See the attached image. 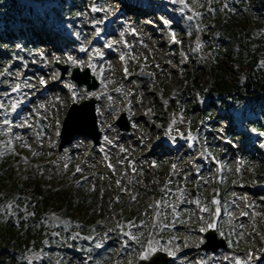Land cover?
Instances as JSON below:
<instances>
[{
  "label": "rangeland",
  "instance_id": "obj_1",
  "mask_svg": "<svg viewBox=\"0 0 264 264\" xmlns=\"http://www.w3.org/2000/svg\"><path fill=\"white\" fill-rule=\"evenodd\" d=\"M158 1L147 7L153 8L154 5L155 13L170 19L171 26L167 31H171L170 36L176 43L174 46L167 45L166 29L159 26L155 14L149 10L146 13H151L148 18L154 28L151 33L146 34L153 41L142 43L141 39L145 37V33L138 29L136 35L128 39L130 50L126 51L114 45L110 55L102 53L103 42L111 45L116 43V35L113 32L117 26L120 25L118 28L122 31L134 32V29H128L131 26L129 11L133 8V4H128V0H78L73 5L69 0L67 10L60 14L59 20L52 16L48 17L54 25L62 29L63 36L53 33L52 28H47L40 21H34L31 23L32 32L24 34L25 40L33 47L31 51L23 48L16 40H10L13 42L11 50H5L7 58L0 61V130L1 134H4V137L0 138V154L3 152L9 155V163L13 166L20 184L22 182L26 184L28 178L35 179L44 192L65 188L75 199H79L82 183L89 181V188L95 189L97 193L93 206L94 217L98 218L97 221L104 228L99 230L92 226L95 242L91 239L90 242L93 243L86 251L69 252L64 256L53 242L48 241L47 246L51 247L48 248V253L41 250L34 260L35 263L25 258L27 262L25 260L26 263L22 264H38L40 260L42 261V253L43 255L46 253L43 258L47 261L43 264H137L139 259L146 258L156 250H162L172 256L170 264H263L264 202L259 200H264V135L247 126L238 111H232L230 115L232 109L223 107L218 98L205 97L196 89L189 95L183 92L187 83L186 74L191 65L198 69L204 67L207 59L211 57L207 44L221 42L219 36L213 32L216 10L220 12L234 0ZM161 7L163 8L160 9ZM34 9L37 10L36 7ZM239 10L242 12L243 8ZM37 11L41 12L40 9ZM118 13L117 18H114ZM62 24H66L67 30L62 28ZM107 24L113 25L111 31L104 30ZM169 49L170 58L164 56ZM79 54H82L81 58ZM118 54L126 55L122 66L115 61ZM56 62L69 65L64 75ZM35 65L45 68V71L48 70L47 74H54L56 79H47L48 76L46 79L41 78L40 71L35 69ZM74 66L81 69L89 67L100 82V92H108V100L103 98L107 101L98 105L100 111L108 116L107 120L99 117L98 121L102 131L101 147L106 148L99 153L95 149L92 150V143L83 135H78L72 145H67L60 151L55 150L59 140L54 134L61 130L63 117L71 102H80L90 97L70 77ZM161 67L164 68L163 71ZM122 70L129 73L130 80H125ZM143 74L148 76L142 80L144 87L139 88V78ZM28 78L32 84L34 79L39 84L33 90H27V95L23 97L20 95L21 88L31 84L27 81ZM53 82H58L54 85L56 90H48L39 95L43 86L48 87ZM58 84H67L69 88L74 87V90L69 95L70 90H65L66 93L61 92ZM26 88L31 89L32 86ZM37 95L39 96L36 98ZM73 95L76 96L74 100H69ZM181 97L185 99L188 97L190 103L195 104L194 117H197L207 105L216 112L211 122L214 126L213 136L217 138L215 144H219L221 153L225 156L224 161L229 163L224 174V187L229 188L226 192L227 200L224 202V217L225 227L231 228L230 236H233L234 242L228 240L227 249H219L215 254L203 251L199 257L193 254L195 246L200 245L199 229L214 225L216 211L214 208L208 210L207 205L196 198L197 193L194 200L204 207L205 213L210 211L209 217L202 215V222H199L197 217L196 220L189 219L183 222L181 221L183 216L178 215L177 206H170L167 214L180 219L173 222V218H167L169 220L167 229L173 230L175 235L161 236L157 234L158 231L154 232L155 230L151 228L155 225L158 229L162 223H167L166 218L160 219L158 216L160 204L155 191L162 192L165 188L162 184L168 179L156 174L159 168L165 171V175L170 177L173 184L177 183L175 179L177 176L192 175L196 179L199 178L204 182L206 192L212 190V185L220 178L223 170L215 156L211 155L209 158L205 156L200 147V139L194 136L187 137L185 134L180 135L187 138L176 137L174 135L177 134L170 133L174 128V114L169 109V103ZM28 99H32V103L22 108V104ZM8 103L13 106L11 110L7 108ZM15 105L17 108L13 110ZM122 112L126 113L131 125L130 130L124 134L125 138L119 134L116 122V118ZM17 114L19 119L25 120L22 123L32 127V131L21 132L19 127L23 128L24 125L11 123L18 119ZM37 114L43 119L44 127L37 124ZM251 117L256 118L253 115ZM14 125L18 129H14ZM178 126L187 134L188 117L181 119ZM175 130L176 128L173 132ZM229 131L235 134L234 142L228 140ZM139 139L145 140V146H140ZM246 139L251 142L245 143ZM161 141L168 142L167 146ZM154 143L157 144L154 146ZM50 145L54 149L48 148ZM241 147L247 148L242 151L239 149ZM147 148L153 151L150 155L146 153ZM158 148L167 149V154L159 157L154 152ZM243 156L249 157L247 160L249 164L245 168ZM201 159H206L207 163L203 164L200 162ZM205 165L210 166L209 172L200 175V167ZM139 168H144L148 175L140 172ZM238 168L239 177L234 178ZM167 184L171 185L168 182ZM249 187L258 189L257 194ZM6 190L8 191V188L4 187L3 192ZM106 192L108 197L105 195ZM174 192L179 202L182 200L185 202L192 197L188 194L187 187H180ZM15 204L13 203V206ZM103 204L109 210L103 217H99L98 208ZM124 205L128 210L132 208L129 215L133 217L134 209H138L139 216L149 210L151 219L148 223L151 224L149 226L142 224V217L139 223L132 218L128 220V224H123L120 218L126 209ZM10 206L12 205L0 207L2 224L15 216L17 207L11 212ZM214 206L216 208V203ZM162 215L161 213V218ZM148 237L151 247L146 245ZM107 244H111L110 248H106ZM66 245L65 247L70 250V244ZM7 249L12 253V246Z\"/></svg>",
  "mask_w": 264,
  "mask_h": 264
},
{
  "label": "trees",
  "instance_id": "obj_2",
  "mask_svg": "<svg viewBox=\"0 0 264 264\" xmlns=\"http://www.w3.org/2000/svg\"><path fill=\"white\" fill-rule=\"evenodd\" d=\"M72 1L76 2V0ZM66 5L65 0H0V47L11 49L12 44L9 42L11 38H17L24 47H28V42L24 40L23 36L28 30L32 32L30 23L33 20L32 17L34 18L36 15L34 8L39 7L46 15L59 18L58 9L65 11ZM225 7L220 12L216 10L214 16L213 32L219 36L221 42L214 45L207 44L211 51V57L207 59L204 67L200 69L195 65L191 67L186 74L187 83L183 92L189 95L192 90L196 89L205 97L218 98L223 107L240 110L245 124L264 135V0H234L233 3ZM239 8H243V11L240 12ZM25 11H28L30 15H25ZM18 21L24 22L25 26H11ZM4 58L5 54L0 52V61H3ZM205 77L207 78L205 79ZM181 98L170 103V110L174 114L173 126L176 128L175 132L172 128L170 133L177 134L174 135L176 137L182 136L180 134L197 137L201 140V149L206 155L212 153L222 161V176L214 182L211 193L214 195L215 188L220 187L221 193L216 197H219L223 202L226 196L224 174H226L229 163L224 161L225 156L222 155L218 145L215 144L213 135L208 130L215 111L210 109L209 105L197 117H194L195 104H191L188 97L187 99ZM252 115L256 118L251 117ZM184 117H188L187 134L184 129L181 130L178 126ZM198 120L201 125L198 124ZM228 136L232 139L234 137L231 132L228 133ZM0 137L2 138L3 135L0 134ZM9 161L8 154L0 156V207L16 201L18 204L15 211L17 223H12V218L4 224L0 222V264H22L27 260L35 263V258L44 247L46 234L52 235L55 232L63 234L67 241L71 235L73 236H71L73 252H78L77 248L86 251L89 247L88 239L91 236L90 227L92 224L102 229L100 222L97 221L98 218L94 217L93 206L96 203L97 193L95 189L89 188L90 182L86 181L81 185L79 199H75L73 194L65 188L44 192L40 183L35 179L28 178L26 184L25 182L20 184ZM246 165L247 163H244L243 168ZM139 169L140 172L148 175L144 168ZM204 172V167H201L200 173ZM161 174H165V171ZM235 177H239L238 173H235ZM178 181H182L185 186L195 187L201 200L208 203L205 196L206 188L200 180L193 177L186 178V176L184 179L177 177V183L171 185L161 197L160 212L162 208L165 209L162 218L159 213L160 219L173 218L172 215L167 214V206L175 203V194L172 189L178 186ZM4 187L8 188V191H1ZM105 195L108 197V192ZM125 208L124 214L120 218L123 224H128V220H132V218L139 223L142 217L141 223L148 225L145 213L139 216L138 209H134L133 217L129 215L132 208L129 210L127 207ZM98 209H100L99 215H97L99 217H103L104 213L109 210L104 204ZM224 209V206H220V215L216 220L219 227L225 221L222 215ZM187 210H184L182 214L194 218L195 215L192 214L190 208ZM116 211L117 207H115ZM173 220H177V218H173ZM168 224L169 222L162 223L158 229L155 226L154 232L158 231L157 234L161 236H174V232L167 229ZM54 238L57 237L54 236ZM11 244L19 253L9 252L7 248ZM146 245L151 247L150 237H148ZM110 246L111 244H107L106 248H110ZM62 252L64 256L68 255V251L65 249ZM40 262L42 264L43 261L40 260Z\"/></svg>",
  "mask_w": 264,
  "mask_h": 264
},
{
  "label": "water",
  "instance_id": "obj_3",
  "mask_svg": "<svg viewBox=\"0 0 264 264\" xmlns=\"http://www.w3.org/2000/svg\"><path fill=\"white\" fill-rule=\"evenodd\" d=\"M62 72L65 73L68 65L58 64ZM72 78L77 81V84H86L87 90L96 89L98 82L95 77L90 73L89 68L81 71L79 67H75L72 72ZM40 126H43L42 121H38ZM120 128L124 130L130 129V124L126 119L125 113L122 114L118 121ZM77 135H87L93 138L95 144L100 142L101 131L97 122L96 115V100L90 98L82 102H73L63 120L60 149L67 143L73 141ZM195 190H192V194ZM206 240L201 248L204 250H211L216 252L219 248H227L225 238L219 237L215 229H209L205 233ZM172 257L162 250H156L146 258H141L137 264H170Z\"/></svg>",
  "mask_w": 264,
  "mask_h": 264
},
{
  "label": "bare ground",
  "instance_id": "obj_4",
  "mask_svg": "<svg viewBox=\"0 0 264 264\" xmlns=\"http://www.w3.org/2000/svg\"><path fill=\"white\" fill-rule=\"evenodd\" d=\"M152 2V1H151ZM129 3H131V4H133V9H137L138 8V6H140V4L138 3V2H136V3H134V1L133 0H130V2ZM149 5H150V3H148ZM150 9H148L146 12H148ZM139 22V21H138ZM133 23H136L135 21L133 22ZM136 25H137V23H136ZM147 29H148V27H147ZM147 29H145V30H147ZM140 30V29H139ZM141 31V30H140ZM143 32V31H142ZM102 34H105V33H102ZM170 34V33H169ZM169 34H166L165 35V38L167 39V41H166V43H167V45L169 46H174L176 43H175V41L173 40V38L169 35ZM136 35V34H135ZM134 35V36H135ZM133 36V35H132ZM123 37V36H122ZM161 37H162V35H161ZM163 38V37H162ZM124 41H125V38L123 39ZM164 40V39H163ZM141 41H142V43H144V42H147V41H151V39L149 38V36L147 35V34H145V37L144 38H142L141 39ZM162 41V40H161ZM115 45L117 46V44L115 43ZM77 52H78V50H77ZM79 53V52H78ZM165 57H168V58H170L171 57V52L168 50V53H165V55H164ZM91 61H93V58H91L90 59ZM164 66V65H163ZM161 70L163 71L164 70V68L163 67H161ZM47 71L48 70H46V71H40L39 72V75L41 76V78H45L46 79V77H47V79H56L55 78V76H54V74H52V75H49V74H47ZM41 74H43L44 75V77L41 75ZM46 75V76H45ZM38 76L36 75V78H37ZM140 80H141V82H140ZM143 80V78H139V85H138V87L139 88H143L144 87V85L142 84V81ZM51 81V80H50ZM57 83V82H56ZM56 83H52L51 85H49L48 87H47V90H46V92L48 91V90H50V91H53V90H56L55 89V84ZM38 84H39V82L38 81H36L35 79L33 80V84H32V88L30 89V90H33L36 86H38ZM63 86H67L66 84H64ZM27 90H29L28 88H23V89H21V92H20V95H22L23 97L24 96H26L27 95V93H26V91ZM36 90V89H35ZM100 90H101V85H99L98 86V88L97 89H95V90H93V91H86L85 90V92H87V93H85L86 95H89L90 97L91 96H93L95 99H96V114H97V120L99 121V119L100 118H102V120H107V118H108V116H105L104 115V113L102 112V111H100V109H99V103H103L104 101H107L108 100V98H109V96L107 95L108 94V92H100ZM30 92H32V91H30ZM40 92V91H39ZM63 92V91H62ZM64 92H65V90H64ZM38 93V92H37ZM112 93H116V92H112ZM39 95H43V93H40ZM39 95H37L36 96V98L39 96ZM30 96H31V94H30ZM103 98L104 99H107V100H103ZM40 99V98H39ZM74 99V97L72 96V97H70V99L69 100H73ZM162 102V101H161ZM166 102V101H165ZM32 103V99H28V101H27V104L26 105H30ZM163 103V102H162ZM109 115V114H108ZM100 117V118H99ZM141 117H144L143 115H141ZM59 132V131H58ZM122 133V134H121ZM119 134H121V135H123V138H125L124 137V134H126V131H121L120 129H119ZM162 142V141H161ZM92 146H93V149H95L98 153L101 151V150H99V145H93L92 144ZM263 264H264V262H263Z\"/></svg>",
  "mask_w": 264,
  "mask_h": 264
}]
</instances>
